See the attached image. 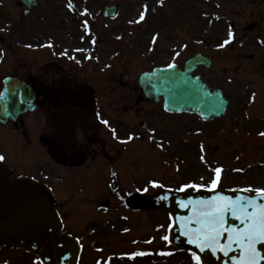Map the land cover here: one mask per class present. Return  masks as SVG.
Masks as SVG:
<instances>
[{
    "label": "rangeland",
    "instance_id": "374dc122",
    "mask_svg": "<svg viewBox=\"0 0 264 264\" xmlns=\"http://www.w3.org/2000/svg\"><path fill=\"white\" fill-rule=\"evenodd\" d=\"M111 4L117 5L118 11L115 17L108 18L103 12L105 6ZM145 4L148 6L145 20L129 23L139 17L136 8L142 7L144 11ZM85 19L89 22L87 27L83 24ZM253 23L258 30L247 31ZM0 29V91L6 75L32 78L38 90L42 89L43 93L45 89L52 90L50 99L47 98L52 104L73 98L75 104L83 101L81 110L92 111L97 103L102 108L100 119L112 115L120 128L147 134V140L140 142L144 157L135 156L138 151H134V147L140 146L139 143L134 145L135 138L127 147L128 151L114 146L119 153L113 156L114 162L110 157L107 161H97L101 167L109 165L110 161L115 163L125 188L136 189L149 177L166 187L179 188L185 183L208 185L216 167L223 168L219 187L264 188V136L260 135L264 132V67L260 72L257 69V63L264 60V43H261L264 41V0H163V4L160 0H39L33 9L20 0H0ZM229 29L235 38L226 47L218 48L217 45L228 38ZM92 39L96 40L95 44L91 43ZM65 51L68 56L62 55ZM197 52L212 58L211 67H200L197 73L214 87L223 89L229 99L228 113L209 123L195 114L165 113L162 102L146 98L138 83L142 71L173 61L182 66ZM251 53H255L254 60L248 58ZM119 82L124 83L123 87ZM78 90L83 91L84 98ZM42 100V104L49 106L44 98ZM39 115L22 117L23 123H28L27 140L18 134L20 131L15 130L12 122L0 123V154L5 156L9 167L17 170L15 174L23 171L27 164L30 172L39 174L40 178L47 176L53 182L51 185L58 194V205L69 229L71 224L74 227L79 223L77 213L89 206L86 203L79 206L77 198L71 199L73 194L79 195L78 183L61 186L54 182L59 177L72 176V172L64 165L56 166L46 145L37 141L42 128L36 135L32 133V121L42 123ZM50 117L76 120L78 115L58 109ZM47 125L44 124L43 131ZM151 129H155L154 134ZM124 133L126 131L121 135ZM101 135H97L99 141ZM161 143L163 148L159 146ZM107 145L101 146L102 149H109V141ZM103 179L101 185L105 186L110 179ZM94 206L92 203L91 207ZM95 221L97 234L83 229L87 222L75 227L87 243L84 257H90L96 246L108 251V245L111 246L109 255L124 252L131 257L127 252L134 243L128 233L122 231V227L112 228L116 223H108L105 217ZM145 232L146 245L140 246L160 247L155 236V242L147 241L150 234L157 235V231L148 226ZM99 233L102 241L89 244ZM8 251L0 252V264L6 257L17 262L18 256ZM170 252L172 255L161 257L153 264H193L187 251ZM20 260L19 264H32L26 254H20Z\"/></svg>",
    "mask_w": 264,
    "mask_h": 264
},
{
    "label": "water",
    "instance_id": "95a60500",
    "mask_svg": "<svg viewBox=\"0 0 264 264\" xmlns=\"http://www.w3.org/2000/svg\"><path fill=\"white\" fill-rule=\"evenodd\" d=\"M30 6L35 0H24ZM210 65V60L197 55L186 62L184 69L157 68L151 73H145L140 78V84L148 97L159 100L164 98V107L169 112H195L204 119H212L223 115L228 101L219 89L212 88L201 76L194 75L198 65ZM9 95V103H0V120L7 122L15 119L22 112L31 108L34 93L24 81L17 78L5 80L4 91ZM27 100L20 103L21 99ZM162 195L169 199L161 200ZM232 198L240 196L255 197L260 203L264 198L256 197L244 190L226 191L216 189L207 192L182 193L162 189L157 193L133 198L130 206L134 209L166 208L175 225L169 229L171 243L185 245L201 255L204 264H233V257H239L241 252L236 245L224 256L222 252L213 253L206 249L203 253L188 243V237L183 235L179 218L192 215L191 206L180 207L179 201L211 199L217 196ZM55 200L52 191L36 180L20 177L13 180L0 163V248L15 246L38 255L43 264H77L80 245L76 239L62 232V221L53 207ZM251 210V209H250ZM228 227H241L239 220L228 216ZM196 227L195 224L192 225ZM226 237L221 243H226ZM261 251L264 246L258 245ZM264 264V262H262Z\"/></svg>",
    "mask_w": 264,
    "mask_h": 264
},
{
    "label": "snow or ice",
    "instance_id": "6c2138e0",
    "mask_svg": "<svg viewBox=\"0 0 264 264\" xmlns=\"http://www.w3.org/2000/svg\"><path fill=\"white\" fill-rule=\"evenodd\" d=\"M163 4V0H160ZM70 8L73 7L72 4L68 5ZM85 12L88 10L85 9ZM148 11L147 4L144 5V11L139 14V17L135 21H129V23H140L145 20L146 13ZM88 20H84L83 24L85 27L88 25ZM2 31V29H0ZM90 31V30H89ZM158 37H153V43L156 42ZM235 38L234 32L229 29L228 38L223 41V43L217 45L218 48H224L229 45ZM83 39V37H81ZM92 44L96 43L95 39H92ZM264 43V41H261ZM51 47L52 45H48ZM32 47V45H28ZM183 47L187 48V45ZM77 52H82L83 49H76ZM179 52L176 53L179 56ZM64 56H68V52L62 53ZM91 58V57H88ZM75 59V57H72ZM177 67L176 63L173 61L167 65V68L175 69ZM253 100L255 99V94H253ZM27 100L21 99L20 103H26ZM0 103H9V95L7 91L0 92ZM99 116V114H97ZM103 124L110 127L108 120H103ZM112 135L115 139H119L116 129L111 128ZM151 133H155V129L150 130ZM264 136V132L260 133ZM134 135H129L126 140L121 141V143H128L129 141L135 139ZM163 148V143L159 145ZM204 145L201 144V150L203 151ZM200 159L203 161L205 157L202 155ZM5 160V156L0 154V161ZM214 176L210 181V184L205 185L203 183H185L179 188L171 190L176 192H186L188 189L201 190H215L222 179V167H216L214 170ZM240 171V170H238ZM115 175V173H114ZM203 180V177H201ZM152 187L154 188H165V185L157 180H152ZM138 191L147 192L148 188L138 189ZM246 192H255L256 197L264 198V188L247 187L244 189ZM161 200L169 199L168 195H162ZM180 207L187 208L191 206L192 215L188 217H180L179 222L185 237H188V243L195 245L200 253H203L206 249L211 250L213 253L222 252L224 256H228V253L233 250V245H236L241 255L239 257H233V264H262L264 262V251L258 248V245L264 246V203H260L255 197L240 196L236 198L228 196H217L211 199H200V200H188L187 202L181 200L179 201ZM251 209V210H250ZM231 215L234 219L239 220L241 227H228V216ZM176 220H172L170 227L175 225ZM195 224L196 227L193 228L192 225ZM160 227H163L161 225ZM226 237L227 242L221 243L222 239ZM164 241L171 243L168 235L162 237ZM151 243V241H148ZM128 255V254H125ZM133 259L137 256L146 255L145 252H133L130 254ZM161 255H172L171 252L161 253ZM111 260V258H109ZM191 260L193 264H204V261L197 252H191ZM97 264H100L98 261Z\"/></svg>",
    "mask_w": 264,
    "mask_h": 264
},
{
    "label": "flooded vegetation",
    "instance_id": "af4514ba",
    "mask_svg": "<svg viewBox=\"0 0 264 264\" xmlns=\"http://www.w3.org/2000/svg\"><path fill=\"white\" fill-rule=\"evenodd\" d=\"M37 91V90H36ZM117 124V123H116ZM110 135V140H109V149L108 148H103L102 149V141H98L96 138H94L93 136L89 137V141L91 142H96V143H100V148H92V152L88 153L86 150L84 152H79V150H83V147H82V143L79 142V143H75L76 146H78L77 148H75V151H78L75 153V156L78 157V158H87V157H91V159H93L95 161V163H93L92 165H90L92 167V169L90 170V173H87L86 174V183L85 185H88V186H91V185H96V184H99L101 185L102 182L104 181L103 177H109V181L106 180V184L105 186L104 185H101L99 186V188L101 189H104L105 188V193H107V195H104V196H101L99 198V201L97 200V204H101V207L102 209L104 210H107V209H111L112 208V205L114 204V202L118 201L119 203L121 202L123 198V196H117L115 195V187L118 186V183L116 184H113L114 181H117V182H120V171H118L116 169V164L115 163H112L115 161V159L113 158L114 155H118L119 153H117L115 150H114V146H117L116 144V140L113 135H112V132L109 134ZM87 140L88 138L85 136L84 139H82V142L85 144L87 143ZM108 139L106 138V144H107V141ZM108 147V145H107ZM118 148V146H117ZM113 158L112 159V162L110 161V164L109 165H104L101 167L100 164L97 163L98 159H101L102 161H107L106 159L108 158ZM109 160V159H108ZM107 163V162H106ZM104 163V164H106ZM101 167V168H100ZM115 173V175H114ZM110 182V183H109ZM100 207V208H101ZM135 215L143 217L144 213H134ZM142 222L140 224V219L138 220V222L135 221V224L138 225V231H137V234L138 235H134L131 237V240H133V245L131 246V249L130 252H127L129 254L133 253V252H145L146 255L144 256H137L135 259L137 261V264H153L154 262H158L159 261V254L157 255L156 253H150V251H147L145 250L144 248L146 247H141L140 245H146L145 243V234H146V229L148 226H154V224L157 222L158 225H163V227H160L159 226V234L160 235H156L153 234V238L155 236L156 240H162V237L164 236V222L161 218L158 219V221H156V219H153V218H150V217H147V218H141ZM156 221V222H155ZM142 225V226H141ZM93 229H95V222H93ZM89 228V227H87ZM98 228V227H97ZM95 229V231H93L95 234L98 233V230L99 229ZM153 232V231H152ZM101 233V231H100ZM100 233L97 237V239H94L95 240H98V239H102L100 237ZM152 236V233L150 234ZM162 243H165L164 240L161 241ZM136 247V248H135ZM134 249H136L134 251ZM131 256V255H130ZM125 257H129L127 255H125ZM124 257V258H125ZM86 258L88 259V256H86ZM98 261L100 262V264H109V263H106L105 260L103 259H98ZM114 262V258L111 260ZM116 263L118 262H121L122 263V259H115ZM124 261H128L126 259H124ZM114 263V264H116Z\"/></svg>",
    "mask_w": 264,
    "mask_h": 264
},
{
    "label": "bare ground",
    "instance_id": "6f19581e",
    "mask_svg": "<svg viewBox=\"0 0 264 264\" xmlns=\"http://www.w3.org/2000/svg\"><path fill=\"white\" fill-rule=\"evenodd\" d=\"M136 11H137L138 13H141V11H142V7H137V8H136Z\"/></svg>",
    "mask_w": 264,
    "mask_h": 264
}]
</instances>
